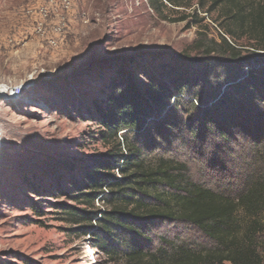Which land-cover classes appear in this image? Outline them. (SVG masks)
Masks as SVG:
<instances>
[{
  "label": "trees",
  "instance_id": "16d2710c",
  "mask_svg": "<svg viewBox=\"0 0 264 264\" xmlns=\"http://www.w3.org/2000/svg\"><path fill=\"white\" fill-rule=\"evenodd\" d=\"M145 1L161 20L199 27L196 38L153 64L123 60L96 122L108 144L131 137L69 182L85 208L64 213L95 254L119 246L124 264H264V0ZM213 149L219 174L197 180L185 160ZM238 154L242 170L227 166Z\"/></svg>",
  "mask_w": 264,
  "mask_h": 264
},
{
  "label": "rangeland",
  "instance_id": "374dc122",
  "mask_svg": "<svg viewBox=\"0 0 264 264\" xmlns=\"http://www.w3.org/2000/svg\"><path fill=\"white\" fill-rule=\"evenodd\" d=\"M45 9L46 33L58 23L57 35L38 31ZM197 28L157 18L145 0H0V264H91V251L94 264H124L119 246L109 259L95 254L83 224L69 223L67 207L85 205L70 199L68 184L91 158L122 148L119 136L131 137L120 130L108 144L96 122L123 60L181 55ZM213 152L185 160L197 180L219 174ZM245 165L238 154L227 166ZM99 197L94 206L103 210Z\"/></svg>",
  "mask_w": 264,
  "mask_h": 264
},
{
  "label": "built area",
  "instance_id": "2783aa9c",
  "mask_svg": "<svg viewBox=\"0 0 264 264\" xmlns=\"http://www.w3.org/2000/svg\"><path fill=\"white\" fill-rule=\"evenodd\" d=\"M47 14L48 13H47V11L45 9L43 15H41V17H40L41 20L38 22V31L42 35H46V34L49 35L50 34V30H51V33H53L54 35H57L61 31V28H60L58 23H55L52 26L48 25L49 26V32L46 33V26H47L46 21H47V18H48ZM49 36H51V35H49ZM50 43L55 45L56 42H55V40L53 38H50ZM116 173L119 176L117 171H116ZM91 254L93 255L92 251H91Z\"/></svg>",
  "mask_w": 264,
  "mask_h": 264
}]
</instances>
